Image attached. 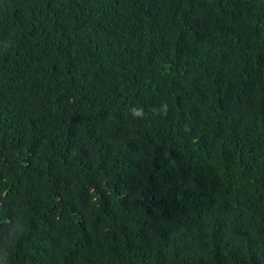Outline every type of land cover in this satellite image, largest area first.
Listing matches in <instances>:
<instances>
[{
	"label": "trees",
	"instance_id": "trees-1",
	"mask_svg": "<svg viewBox=\"0 0 264 264\" xmlns=\"http://www.w3.org/2000/svg\"><path fill=\"white\" fill-rule=\"evenodd\" d=\"M0 264H264V0H0Z\"/></svg>",
	"mask_w": 264,
	"mask_h": 264
}]
</instances>
